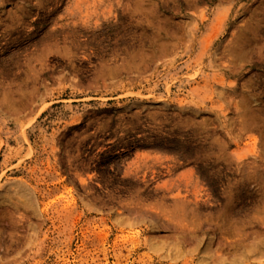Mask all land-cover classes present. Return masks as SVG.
Listing matches in <instances>:
<instances>
[{
  "label": "rangeland",
  "instance_id": "rangeland-1",
  "mask_svg": "<svg viewBox=\"0 0 264 264\" xmlns=\"http://www.w3.org/2000/svg\"><path fill=\"white\" fill-rule=\"evenodd\" d=\"M0 264H264V0H0Z\"/></svg>",
  "mask_w": 264,
  "mask_h": 264
}]
</instances>
